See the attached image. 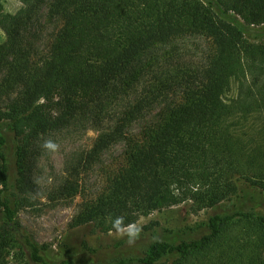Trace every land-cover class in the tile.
Masks as SVG:
<instances>
[{
  "label": "trees",
  "instance_id": "trees-1",
  "mask_svg": "<svg viewBox=\"0 0 264 264\" xmlns=\"http://www.w3.org/2000/svg\"><path fill=\"white\" fill-rule=\"evenodd\" d=\"M20 2L15 14L0 5V103L23 143L12 148L13 186L0 114V264L12 240L32 264H75L76 245L63 244L51 259L17 223L11 189L24 188L22 160L32 140L101 114L107 124L67 167L57 193L78 195L80 174L112 146H122L121 158L102 191L83 201L74 232L116 233L178 206L210 212L198 238L154 239L143 256L105 264H264L257 201L264 194V43L245 36L264 26V0ZM41 13L57 26L37 50ZM178 39H204L207 47L197 62L158 67L154 53ZM148 69L156 71L141 85ZM233 84L235 97L226 98Z\"/></svg>",
  "mask_w": 264,
  "mask_h": 264
},
{
  "label": "rangeland",
  "instance_id": "rangeland-1",
  "mask_svg": "<svg viewBox=\"0 0 264 264\" xmlns=\"http://www.w3.org/2000/svg\"><path fill=\"white\" fill-rule=\"evenodd\" d=\"M0 5L2 11L8 14H15L22 6L20 0H0ZM230 16L234 17L231 14ZM47 23L49 22L40 19L35 25L40 30L38 32L35 28L39 34V39L34 43L37 50L44 48L57 26ZM245 36L249 42L263 44L264 26L246 32ZM4 41L5 35L0 31V53ZM206 47L207 41L204 39H178L172 46L160 48L154 53L161 56L155 64L159 67L170 62H197L201 56L199 53ZM175 49L178 51L173 54ZM154 54L147 55L144 59ZM155 71L156 69H148L140 84L150 80L151 74ZM136 87L139 86L136 84L134 91L128 92L129 98L134 96L138 89ZM235 94L236 86L233 84L231 90L226 93V98L235 97ZM9 113L10 109L1 102L0 114L7 135L8 157L14 186L18 171L12 148L16 146L21 148L23 143L22 139L14 138L6 126L8 124L6 116ZM107 118L102 114L86 115L67 129L39 136L24 148L25 155L22 160L24 188L16 189V185L14 188L12 186L10 200L15 209L17 223L51 259L57 258L63 244L68 243L71 246L76 245L73 254L75 264H105L126 257L143 256L154 239H167L172 242L190 240L198 238L205 231L204 225L210 212L201 211L193 214L186 206L172 207L141 216L134 225L116 233L109 232L107 235L92 228L79 233L71 229L83 201H92L102 191L108 170L114 168L121 158L122 146L118 144L112 146L102 155L100 164H94L80 174L78 195L68 198L57 193L66 177L67 167L72 165L80 154L91 148L98 131L107 124ZM257 199L259 208L264 212V194L258 195ZM5 258L6 264H32L28 260L27 252L14 240L5 247Z\"/></svg>",
  "mask_w": 264,
  "mask_h": 264
}]
</instances>
